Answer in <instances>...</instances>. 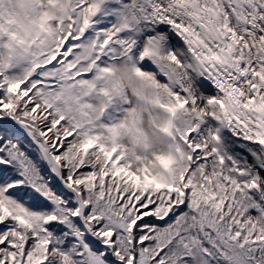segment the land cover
<instances>
[{"label":"snow or ice","instance_id":"obj_1","mask_svg":"<svg viewBox=\"0 0 264 264\" xmlns=\"http://www.w3.org/2000/svg\"><path fill=\"white\" fill-rule=\"evenodd\" d=\"M0 264H264V0H0Z\"/></svg>","mask_w":264,"mask_h":264}]
</instances>
